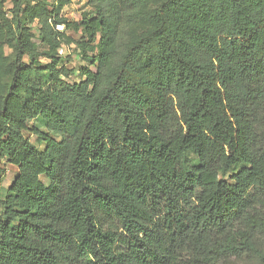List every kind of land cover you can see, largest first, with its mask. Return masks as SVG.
I'll return each mask as SVG.
<instances>
[{
  "label": "trees",
  "instance_id": "trees-1",
  "mask_svg": "<svg viewBox=\"0 0 264 264\" xmlns=\"http://www.w3.org/2000/svg\"><path fill=\"white\" fill-rule=\"evenodd\" d=\"M70 1L0 0V264H264V0Z\"/></svg>",
  "mask_w": 264,
  "mask_h": 264
},
{
  "label": "rangeland",
  "instance_id": "rangeland-1",
  "mask_svg": "<svg viewBox=\"0 0 264 264\" xmlns=\"http://www.w3.org/2000/svg\"><path fill=\"white\" fill-rule=\"evenodd\" d=\"M38 4H43L49 11H56L59 7L58 0H26V5L28 8L37 7ZM13 5L12 3H8L6 7V11L8 12L9 17H11ZM91 8L88 5V0H71L69 3L65 4L61 11V15L69 21L79 20L84 13L90 12ZM27 26L32 29L33 33H37L38 28V19L29 20L27 19ZM60 32H65L66 37L70 40H66V45H64L59 50V55L64 56V58L68 59V62L64 63V66L67 70H72V74L68 79L69 82H78L79 78L77 76L79 70L83 66H87V63L81 61L80 57L77 56L78 48L77 42L79 40V34L75 31H66L64 27L59 28ZM143 30L139 33H142ZM3 46V60L2 63H7L11 60L12 49L10 44L4 39L2 43ZM43 47H41L42 49ZM44 63L48 62L46 59L43 60ZM7 82V76L5 73L4 66L0 68V93H3V88ZM31 125L38 126L41 129H44V124L40 120H35L31 123ZM26 137L29 138L32 143H36V138L32 136L30 133L26 134ZM18 173V168L6 163L4 160H0V199H2L5 195L7 188L10 186L14 178ZM229 180V178H226Z\"/></svg>",
  "mask_w": 264,
  "mask_h": 264
}]
</instances>
